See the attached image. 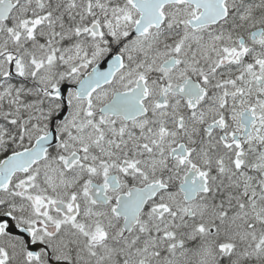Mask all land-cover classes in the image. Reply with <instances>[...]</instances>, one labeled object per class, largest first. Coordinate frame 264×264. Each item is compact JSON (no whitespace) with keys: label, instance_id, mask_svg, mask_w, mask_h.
<instances>
[{"label":"snow or ice","instance_id":"snow-or-ice-1","mask_svg":"<svg viewBox=\"0 0 264 264\" xmlns=\"http://www.w3.org/2000/svg\"><path fill=\"white\" fill-rule=\"evenodd\" d=\"M0 264H264V0H0Z\"/></svg>","mask_w":264,"mask_h":264}]
</instances>
